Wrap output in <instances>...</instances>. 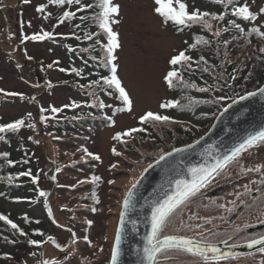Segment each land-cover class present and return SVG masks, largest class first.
I'll return each instance as SVG.
<instances>
[{
	"label": "rangeland",
	"instance_id": "374dc122",
	"mask_svg": "<svg viewBox=\"0 0 264 264\" xmlns=\"http://www.w3.org/2000/svg\"><path fill=\"white\" fill-rule=\"evenodd\" d=\"M183 1L191 7L199 4L198 0ZM114 2L120 5L119 14L114 15L119 23L113 24L121 45L116 52L118 74L132 100V107L130 111L117 112L108 107L107 113L115 123L103 125L95 120L86 129L79 122L73 123L72 127H60L69 118L61 112L51 111L52 107L62 109L65 105L70 106L74 97H83L85 93L76 85H73L76 87L73 89L65 80H61L63 73L60 63L56 62L57 54L47 49L49 42L62 44L65 39V19L55 23L53 18L56 7L61 5L49 3V0H30L28 3H24V0H0V89H3L0 91V121L12 123L18 119L25 120V125L20 129L0 133L3 137L0 143L1 147L7 148L4 136L17 132L21 137V152L26 155L39 178L38 181L26 178L32 182V186H26L12 197L0 200L6 210L12 209L15 214L29 211L35 217H42L44 226L61 247L69 242L70 234L56 224L73 227L80 224L84 216H87V221L95 222L87 233L81 230L76 232V238L86 235L91 241L89 245L77 241L67 254L46 245L45 261L67 264L68 256L72 255L75 258L69 264H109V246L116 228L119 205L128 189L147 165L175 146L170 134H174L175 139L183 138L178 137V126L196 132L188 124L171 120L166 123L150 122L147 133L152 136H143L146 133L140 132L124 136L120 141L113 139L117 132H125L136 125L138 118L148 110L171 112L160 107L164 100L172 96L164 82V75L170 58L184 45V34H174L154 11L157 7L155 0ZM248 2L255 11H259L264 0ZM41 4L46 7L43 12H38ZM176 5V0H173V6ZM69 6L72 8L74 4H67V8ZM262 20L264 15L258 19ZM45 31L53 33L52 38L24 39L25 36L31 37ZM8 93L22 95L12 96ZM107 100L117 103L109 97ZM98 119L102 120L101 117ZM29 124L34 127H28ZM113 147L120 155L113 153ZM81 148L99 154L101 159H85L84 153L79 150ZM243 159L244 168L228 170L220 178L215 177L212 185L181 205L161 236L182 234L208 239L221 236L217 232L219 226L228 222L237 205L251 195V189L264 181V146L245 152L241 156ZM257 168L259 171L255 170ZM93 175L101 179L93 183ZM244 175L242 181L235 183V178ZM80 181L86 182L81 184ZM220 183L227 184L222 191L223 196L207 198L204 195L207 190H215ZM97 189L101 190L100 198L94 196ZM41 191L47 195L40 196ZM92 208L97 211L93 212ZM260 211L240 215L238 224L248 226L259 223L264 220V210ZM40 247L37 245L27 252L20 251L19 264H40ZM175 253L182 255V259L177 261L180 264L226 263V260L205 262L183 251ZM250 257L256 264L264 262V253Z\"/></svg>",
	"mask_w": 264,
	"mask_h": 264
},
{
	"label": "trees",
	"instance_id": "16d2710c",
	"mask_svg": "<svg viewBox=\"0 0 264 264\" xmlns=\"http://www.w3.org/2000/svg\"><path fill=\"white\" fill-rule=\"evenodd\" d=\"M198 2L197 6L192 7L187 2L185 3L190 12L199 9L215 13L217 16L223 15L224 19H215L212 16L206 17L208 23L212 26L211 29L199 25L185 27L175 25L171 21L166 24L174 34H184V45L174 55L184 51L192 59L188 63L176 66L182 74V80H174V87L170 88L164 80L172 96L164 100L163 103L178 100L180 105L162 108L171 112L158 111L157 113L172 117V121L177 120L188 124L196 132L178 126V137L183 138L180 140L177 138V140L174 134H170L175 146L164 153L195 141L209 129L217 114L228 103L245 93L257 89L264 83V36L259 35L260 31H264V20L258 21L260 15H264V13H260L264 3L259 11H255L248 0H234L233 4H229L228 0H225L223 4L217 3L216 0H198ZM245 2L250 6L251 11L257 13L255 20H245L233 14V6H242ZM90 3L95 5L96 0H81L79 5L73 3L74 7L72 8L71 6L67 8L66 3L57 6L55 12H53L55 23L60 20L63 12L71 11L75 13V16L65 18L67 30L63 36L65 37L63 43L49 42L47 49L57 54L56 62H59L60 68L64 69L61 80H65L71 88L76 89V87H79L85 92L83 97L82 95L79 98L74 97L76 107L62 108L61 113L66 114V117L69 118L62 122L60 126L62 128L72 127L73 123L79 122L82 127L89 129L88 126H92L95 120L103 123V125L105 123L110 125L112 122L107 119L110 116L107 113L108 107H112L114 112H117V109L127 110L124 102L118 98V93L111 89L105 90L102 87L103 81L100 85H91L92 80L110 75V67L106 68L103 65L106 53L101 45L106 43L107 39L94 19L99 9L84 7V5ZM175 7H178V4ZM160 18L163 22V18L161 16ZM232 20H235L240 28L233 26ZM253 28H257L258 31L253 32ZM217 33L219 34L217 35ZM89 34H92L91 39L87 38ZM197 35L203 37L208 43H197ZM192 44H197V47H190ZM116 52L117 49L114 52L115 56ZM114 63H116V60ZM189 63L191 67L188 66ZM73 68L82 71L78 75L72 71ZM172 69L173 66L169 63L165 75ZM73 85H76V87ZM192 85H195V87H192ZM201 88L206 89V91H200ZM91 89L93 90L92 93L90 92ZM77 91L81 92L78 89ZM109 91H112L113 94L109 95ZM108 97L116 100L117 103L113 104V102L108 101ZM220 97H224V99L220 100ZM101 102L105 107H99ZM100 117L101 121L98 119ZM140 117L137 124L131 127L140 130L132 133V135L145 132L146 134H142L143 136H152V134L147 133L150 131V122L142 123ZM4 141L8 147H1L0 143V199L3 197L10 198L26 186H32V182L26 179L31 176H20L19 173L31 170L32 175L37 176L36 171L27 161L26 155L21 152L22 142L19 134L17 132L6 134ZM17 147L19 148L17 149ZM4 153H8V156L5 157ZM8 160H12L14 163L8 164ZM0 214L7 216L26 234L22 235L19 229H13L7 221L0 220V264H19L17 259L20 255L18 253L20 251L25 252L26 248L30 247L28 241H41L43 239L40 234L43 228L39 227L41 218L33 216L29 211L15 214L12 209L6 210L1 200Z\"/></svg>",
	"mask_w": 264,
	"mask_h": 264
},
{
	"label": "snow or ice",
	"instance_id": "6c2138e0",
	"mask_svg": "<svg viewBox=\"0 0 264 264\" xmlns=\"http://www.w3.org/2000/svg\"><path fill=\"white\" fill-rule=\"evenodd\" d=\"M30 0H24V3H28ZM217 3L223 4L225 0H216ZM234 0H228L229 4H233ZM49 3L57 4V5H64V4H73L76 3L79 5L81 0H49ZM178 7L173 6V0H155V4L158 5L154 11L159 14L163 18V22L167 24L168 22H173L175 25L185 26V27H192L194 25H199L203 28L211 29V24L208 23L206 17L212 16L215 19H224L223 15L217 16L215 13H209L206 11H201L199 9H195L193 11L188 10V6L183 0H176ZM45 5L41 4L38 6L37 11L43 12L45 9ZM87 8L96 7L99 10L95 14V21L98 28L101 30L104 36H106L107 42L102 43V48L106 53V57L103 60L104 67H110V75L101 76L100 79L92 80L91 85H100L101 81H103L102 87L105 90L111 89L118 93V98L124 102L125 107L127 110H131L132 107V100L126 91L125 87L122 86V81L117 75L118 65L114 63L117 59L114 55L116 49H118L121 45L118 39V33L113 30V24L119 23V20L114 18V14L118 15L120 11V5L115 4L113 0H96L95 5L87 4L84 5ZM232 12L235 16L242 17L245 20H255L257 18V13L250 10V6L245 2L242 6H233ZM260 13H264V7L260 9ZM75 16L74 12L65 11L63 12L62 17H60L61 22L65 18ZM83 19V18H82ZM231 23L236 28H240V25L236 23L235 20H232ZM253 32H257V28L252 29ZM219 33H217L218 35ZM259 35L264 36V31H260ZM53 33L51 32H43V34L35 33L31 37L25 36L24 39H32V40H43L45 38H52ZM88 39L92 38V34H89ZM197 43L207 44L208 41L205 40L203 37L197 35L196 36ZM227 43V41H225ZM192 48H196L197 44L190 45ZM31 59V57H29ZM192 57L185 54L184 51H180L177 55L171 57L169 63L173 66V69L168 71L167 74L164 76V80L167 82V85L171 88L174 87V80L180 79L182 80V74L179 69L176 67L177 65H181L184 63L190 62ZM203 59V57H201ZM191 67L190 63L188 64ZM49 68L52 67L51 64L48 65ZM64 71V69H61ZM73 72H76L78 75L80 71L73 68ZM51 86V85H49ZM83 87V86H82ZM195 87V85H192ZM3 91V89H0ZM200 91H206V89L201 88ZM261 94H264V89H259ZM109 95H112V91L108 92ZM8 95L16 96L22 95L21 93H8ZM255 92H248L245 95H241L239 97L240 100H245L248 97L255 96ZM220 100H223L224 97H220ZM232 103H236L235 100ZM180 102L178 100H170L162 103L160 107L162 108H169V107H176L179 106ZM71 107H76V102L73 101L70 105ZM231 104L228 105V108H231ZM64 107H69V105H65ZM99 107L103 108L105 105L101 102ZM118 111H122L124 109H117ZM228 109L225 108L224 111ZM42 111H46V109H42ZM51 111L53 113L61 112V108L52 107ZM31 116V113L28 114ZM43 119H47L46 117H42ZM109 121L113 124L115 123L112 120V117H107ZM172 120V117L167 115H161L157 112L147 111L144 115L140 117V121L144 122H162L166 123ZM25 125L24 119L15 120L12 123H0V133H4L7 131H16ZM28 127H34V125L29 124ZM140 129L130 128L125 132H117L115 136H113L114 140L120 141L124 136H131L132 133L138 131ZM0 139H3L0 136ZM56 139H59L58 137ZM39 143V141H37ZM257 144H264V128L250 134L242 143H240L237 147L232 149L230 154L225 155L222 160L218 159L215 163L211 164L210 166H197L190 169L191 179H183L178 180L175 182V190L172 192L171 195H168L163 201L158 202L152 211V224H151V234L146 237L147 244L143 248V257L147 261V264H157V255L164 252L165 249H178L183 252H187L193 256L201 257L203 261L207 262L209 260H227L229 257H232L233 253H226L216 244L211 243L205 239H194L192 237L183 236V235H163V239L159 237L163 233L164 229L169 226L170 218L173 216L174 212L183 205L190 197H193L198 193L201 188L206 187L211 180L214 178L213 174H219V171L222 170L228 163L235 160L243 151L247 148L253 147ZM84 153L85 159H93V160H100L101 157L99 154H95L90 152L87 148L79 149ZM113 153L120 155V153L116 152L115 147L112 149ZM174 151H180V149H174ZM5 157L8 156V153L3 154ZM171 153H165L161 155L160 160H164L166 156H170ZM8 164H13L14 161L8 160ZM159 163V161H157ZM113 168L116 165H112ZM149 168L152 167L150 164ZM259 171V168L255 169ZM59 171V169H57ZM147 171V169H145ZM20 176H31L33 181H38V177L32 175L31 170L27 172L19 173ZM55 179V177H53ZM101 177L93 175L91 177V181L93 183L98 182ZM11 182V177L9 178ZM86 181H80L79 183H85ZM109 183H114V181H109ZM264 184V181H261ZM139 184V180L132 184V187L129 189L124 201V213L121 215V226L120 229L117 230L115 236L114 247L111 252V264H118L119 258L121 256L122 248V240H123V217L124 214L127 213V210L131 206L132 197L134 196V189ZM75 185H73L74 187ZM259 191V189H257ZM47 193L41 191L40 196H45ZM98 202V200H97ZM92 211H97L96 208H92ZM0 220L7 221L8 224L11 225L13 229H19V226L11 221L7 216L0 214ZM260 223L264 224V220H260ZM93 221H87L88 225H91ZM22 235H26L22 229H19ZM48 241L52 243H56V240L52 236H48ZM84 240L88 241V237L84 236ZM91 243V241H88ZM28 243L32 245H39L42 241L38 240H29ZM222 243L227 245V240L222 241ZM247 246L249 248H253L255 246H259L258 250L261 253H264V234L260 235L259 238H249L247 239ZM57 248H60V244H56ZM234 247V245H233ZM103 249H101L102 251ZM211 253V255H209ZM167 258V257H166ZM44 264H59V261H45ZM264 264V262H262Z\"/></svg>",
	"mask_w": 264,
	"mask_h": 264
},
{
	"label": "water",
	"instance_id": "95a60500",
	"mask_svg": "<svg viewBox=\"0 0 264 264\" xmlns=\"http://www.w3.org/2000/svg\"><path fill=\"white\" fill-rule=\"evenodd\" d=\"M259 89H264V84L250 91L255 92V96L245 100L238 97L234 99L236 103H229L232 105L231 108H228L229 104L225 106L210 128L195 141L175 148L180 151L173 149L166 152L171 155L166 156L164 160H160L161 156L155 159L150 163L151 168L148 167L150 164L147 165L145 168L147 171L144 169L137 179L139 184L133 190L131 206L123 217L122 252L118 264H147L143 257V248L147 244L146 237L151 234L152 211L158 202L172 194L176 181L191 179V168L200 165L210 166L216 160H222L250 134L264 128V94H261ZM225 108L228 110L224 111ZM123 213L122 202L116 232L120 229ZM211 243L216 244L224 252L231 251L233 254L248 253L259 248V246L249 248L247 243L234 244V247L222 242Z\"/></svg>",
	"mask_w": 264,
	"mask_h": 264
},
{
	"label": "flooded vegetation",
	"instance_id": "af4514ba",
	"mask_svg": "<svg viewBox=\"0 0 264 264\" xmlns=\"http://www.w3.org/2000/svg\"><path fill=\"white\" fill-rule=\"evenodd\" d=\"M263 146H264V144H257L253 147L247 148L235 160L231 161L222 170H220L218 175L214 173L213 174L214 178L215 177L220 178L228 170H235L238 168H244L245 159L241 160L242 154H244L245 152H248V151H255V150L261 149ZM244 177H245V175L241 176L239 178L238 177L235 178V183L242 181ZM214 178L211 180V182L207 186H210L213 184ZM226 186H227L226 183H220V184H218V186L215 190H213V189L207 190L206 192H204V195H206L207 198H213L216 196H223L222 191L224 190V188ZM204 188H201V190L204 191ZM257 189H259V191ZM251 190H252L251 195L248 198L244 199L242 201V203L237 205L236 211L230 215L228 222L220 225L219 228L217 229V232L221 236H219L217 238L214 237L215 239L214 238L208 239L207 237H202V236H200V237L199 236H188V237H193V238H196L199 240L205 239L209 242H222V241L227 240V242H228L227 245H234V244H238V243H247V239H249V238H259L260 235L264 234V224L259 222V223H255L254 225L243 226L242 224H238V222H237L240 219V217H239L240 215L247 216V215H250L251 213L259 212L262 209L264 210V184H262V183L258 184L256 187H254ZM101 195H102L101 190L97 189V192H95L94 196L96 198H100ZM124 197H123V199H124ZM123 199H122V201H123ZM122 201L119 205V214H118V218H117V222H116V228H115V231H114V234H113L112 240L110 242V246H109L110 255L112 252L114 237H115L116 229L118 226V221H119L121 207H122ZM38 218H40V217H38ZM82 218H83L82 222L80 224H76L73 227L56 224L57 227H59L62 231L69 232V234H70L69 242L64 247L57 248L56 244H59L57 241H56V243H52L51 241H48V239H47L48 236H52V235L48 231V229L44 226V221H43V218L41 217V222H39L40 223L39 227L43 228V230L40 231V234L43 236L42 237L43 239L41 240L42 243L39 244L41 246L40 247V253L38 255L39 260H40V264H44V262H45V260H44V249H45L46 245H51L54 248L61 250V252L63 254L69 253L70 249H72L73 245L75 243H77V241H79L78 243H81L84 245H86V244L89 245L88 241H90V240H88V241L84 240V236H86V235L81 236L80 238H78V237L76 238V232L81 230V232L87 233L89 228H90V225L87 224V216L86 217L84 216ZM52 220H53V218H52ZM92 224H95V222H93ZM167 235H172V234H167ZM183 236H185V235H183ZM160 237H163V236H160ZM55 240H56V238H55ZM29 246L30 247L26 248L25 252H27L28 250H31L34 246L36 247L37 245L30 244ZM175 252H181V250L165 249L164 252L157 255V264H180L177 261L182 259V255L177 254ZM259 252L260 251L257 249L255 251H251L248 253L234 254L232 257H229V259L226 260L225 264H238L239 262H244V264H256L254 262V260L253 261L251 260L250 256H252L256 253H259ZM227 253H229V252H227ZM230 253H231V251H230ZM184 254L189 255L191 257L193 256L187 252H184ZM209 255H211V253ZM34 257L36 258V254H34ZM193 257H197V256H193ZM74 258L75 257H73L72 255L68 256L66 261H69V262L67 264L72 263ZM199 258L202 259L201 257H197V259H199ZM110 259H111V256H110ZM109 264H110V261H109Z\"/></svg>",
	"mask_w": 264,
	"mask_h": 264
}]
</instances>
